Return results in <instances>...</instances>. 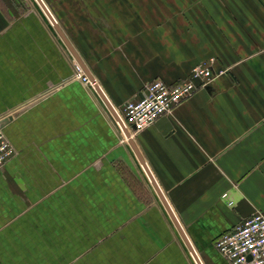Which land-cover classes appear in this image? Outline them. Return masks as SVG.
I'll use <instances>...</instances> for the list:
<instances>
[{"label":"crops","instance_id":"crops-1","mask_svg":"<svg viewBox=\"0 0 264 264\" xmlns=\"http://www.w3.org/2000/svg\"><path fill=\"white\" fill-rule=\"evenodd\" d=\"M35 4L0 2V264H197L94 83L124 118L208 60L210 85L127 129L202 264H231L216 239L264 214V0H104L73 24L48 6L92 84Z\"/></svg>","mask_w":264,"mask_h":264},{"label":"built area","instance_id":"built-area-1","mask_svg":"<svg viewBox=\"0 0 264 264\" xmlns=\"http://www.w3.org/2000/svg\"><path fill=\"white\" fill-rule=\"evenodd\" d=\"M212 62L208 60L194 66L186 78L175 83H168L159 77L148 81L142 94L125 104L124 118L116 112L124 126L133 132L142 129L197 90L210 85L217 75ZM73 75L92 84L77 62H74ZM2 118L0 114V167L13 153L1 126ZM116 122L122 130L120 122L117 119ZM215 245L231 264H264V214L255 211L244 217L221 234Z\"/></svg>","mask_w":264,"mask_h":264},{"label":"water","instance_id":"water-1","mask_svg":"<svg viewBox=\"0 0 264 264\" xmlns=\"http://www.w3.org/2000/svg\"><path fill=\"white\" fill-rule=\"evenodd\" d=\"M37 2V4L39 5V7L42 9V11L44 12V14L46 15V17L48 18V20L51 22V24L53 25V27L55 28V30L57 31V33L59 34V36L62 38V40L64 41L65 45L68 47L69 51L72 53V55L74 56V58L76 59V61L78 62V64L83 68V70L85 72H87L86 67L84 66L82 60L80 59L79 55L77 54V52L75 51V49L72 47L71 43L69 42V40L67 39L65 33L62 31V29L60 28V26L58 25L55 17L53 16V14L51 13V11L49 10V8L47 7V5L45 4V2L43 0H35ZM89 77V76H88ZM90 80L93 81V78L90 76ZM94 87L96 88V90L99 92V94L101 95V97L103 98V100L105 101L106 105L109 107V109L112 111L113 115L115 116V118L120 122L121 127H122V131L125 134V136L128 138L130 144L132 145L149 181L151 182V184L153 185L154 189L156 190L158 196L160 197L163 205L165 206L166 210L168 211L169 215L171 216L173 222L175 223L181 237L183 238L184 242L186 243L189 251L191 252L194 260L196 261L197 264H202L200 258L198 257L196 251L194 250L193 246L191 245L190 241L188 240L185 232L183 231L179 221L177 220L173 210L171 209L169 203L167 202L161 188L159 187L157 181L155 180L152 172L150 171L148 165L146 164V162L143 160V158L141 157L140 153L137 151L136 147L134 146L131 136L127 130V128L124 126V124L122 123L121 119L119 118L118 114L116 113L115 109L113 108V106L111 105V103L109 102V100L107 99V97L105 96V94L103 93V91L101 90V88L94 83Z\"/></svg>","mask_w":264,"mask_h":264},{"label":"rangeland","instance_id":"rangeland-1","mask_svg":"<svg viewBox=\"0 0 264 264\" xmlns=\"http://www.w3.org/2000/svg\"><path fill=\"white\" fill-rule=\"evenodd\" d=\"M7 1H9V3H14L17 6L18 16L35 11L34 5L36 4L34 0H1L0 2ZM116 1L117 0H115V2ZM47 2L46 4L51 7L50 9L53 10V13L61 16V18L68 24L75 23V18L88 19L91 13L87 10L93 5L97 6L95 11L97 19H103L105 15V12H103L104 0H78L74 5L72 4V0H68V2L65 0H47ZM113 2L114 0H110V3L113 4ZM106 16L108 17L109 14L106 13Z\"/></svg>","mask_w":264,"mask_h":264},{"label":"bare ground","instance_id":"bare-ground-1","mask_svg":"<svg viewBox=\"0 0 264 264\" xmlns=\"http://www.w3.org/2000/svg\"><path fill=\"white\" fill-rule=\"evenodd\" d=\"M44 1V0H43ZM45 2V1H44ZM45 4H46V2H45ZM47 5V4H46ZM47 7H48V5H47ZM49 8V7H48ZM50 10V9H49ZM51 11V10H50ZM52 13V12H51ZM53 14V13H52ZM54 16V15H53ZM55 17V16H54ZM48 19V18H47ZM56 19V18H55ZM50 22V21H49Z\"/></svg>","mask_w":264,"mask_h":264}]
</instances>
